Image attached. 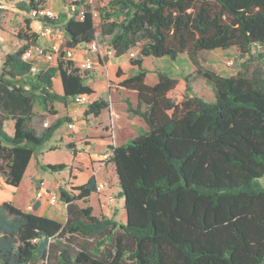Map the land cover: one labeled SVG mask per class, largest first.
Segmentation results:
<instances>
[{
    "label": "trees",
    "instance_id": "obj_1",
    "mask_svg": "<svg viewBox=\"0 0 264 264\" xmlns=\"http://www.w3.org/2000/svg\"><path fill=\"white\" fill-rule=\"evenodd\" d=\"M114 14L104 19L99 37L90 13L83 20L61 14L66 46L77 48L110 37L120 58L136 48L131 65L139 72L121 86L137 92L140 117L148 132L126 145L110 146L109 161L119 180L126 222L96 216L89 205L97 191L92 176L62 191L67 220L39 216L12 205L0 206V264H264V69L224 77L197 65L196 76L173 78L158 70V82L146 84L147 59L238 48L243 55L264 47V0H102ZM39 0L18 8L31 13ZM123 17L121 22L110 21ZM6 38L0 36V177L18 188L36 152L52 140L69 118L44 127L35 105L49 112L78 95L95 91L85 84L75 62L31 74L23 55L38 42L32 19ZM259 59L264 61V55ZM60 77L63 94L53 91ZM196 77L213 88L208 103L193 91ZM104 100L92 102L85 116L100 117ZM58 112L54 111L53 115ZM14 122L9 135L6 123ZM36 125H40L37 128ZM43 125V128H42ZM74 144L67 148L76 156ZM60 173L65 164L45 165ZM82 202L84 206L80 205Z\"/></svg>",
    "mask_w": 264,
    "mask_h": 264
},
{
    "label": "crops",
    "instance_id": "obj_2",
    "mask_svg": "<svg viewBox=\"0 0 264 264\" xmlns=\"http://www.w3.org/2000/svg\"><path fill=\"white\" fill-rule=\"evenodd\" d=\"M67 1L68 0H60V2L64 6V9H61L59 13H57L52 6L48 7V8L52 9L58 15V17L61 14L67 15ZM33 23H35V27L37 28V23L32 21V25H33ZM56 26L63 29V27L61 25H56ZM32 31L34 32L35 29H32ZM1 39H3V38L1 37ZM66 39H67V36H66ZM38 43L43 45V46H46V47H48L51 44L50 41H48V40H39ZM85 47L86 46H84V45H80L76 48L75 59H74V62L76 65H79L80 61L82 60ZM134 50H138V51H134ZM134 50H132L130 53H128V54H126L120 58H115V57L108 58L107 60L102 61L101 64L97 68H95L96 70H101V71L97 72V74H96L97 76L98 75L101 76V75L105 74L104 73L105 69H107V72H108L106 74L107 79H103L102 82L96 84L97 88H96L95 84H93L94 79L97 77L96 75H94L95 70L91 71V72H87V73L80 72L82 77H84L86 79L85 84L87 86L91 87L95 91V93L93 95L89 96L91 102H94L96 100H104V101H107L109 103L108 109L104 110L100 117L96 118L94 116H85V112L88 109V106L76 105L73 103V99H72L71 103H69L66 106L67 108L65 109V115H64L65 117H61V113L59 111H57L58 114L53 116L54 120L52 121V122H54L58 118H69V119H71V121L69 123L67 122L68 125L70 123H73L75 125V129L73 131L78 130V132H79L78 134L81 136L85 135V134L88 137L94 135L93 136L94 138H88V140H87L88 142H85L83 147L79 148L82 151L77 150V152L78 151L79 152L76 153L77 154L76 156L73 154V157H74V159H76V163H81L83 161H86L88 166H89V168H87L86 171H90L91 174L87 177L84 184H86L92 176H95L96 181H97V185L100 183H105L107 185V189L104 192V194L94 193L89 199V201H90L89 204L92 203V207L94 208V213H95L96 206L92 202V199L94 197H97V202L99 204V207L100 208L102 207L105 209V216L114 219L115 221H117L120 224H124L126 222V211L124 209V199L121 198L119 195L121 189H120L119 180H118V177H117V174L115 171V166H114V164H112L109 161V158L111 156V151H110L109 147L110 146L119 147V146L126 145L129 141H131V140L137 138L138 136L148 132V130H149L148 125L140 117L132 116L128 113V102H130L134 108H137V106H138V94H137V92H135L133 90H128V89L121 86V84L125 80L129 79L130 77L134 76L135 74H137L139 72V68L132 66L131 62H130L131 61L130 54L131 53L138 54L140 51V48L138 47ZM185 57L188 58L189 56L188 55H180L176 60H172L171 58L169 59L168 57L157 58L156 60H168L169 59V60L173 61L175 64H178V65H177V67H174L173 70L171 68H169V69L174 71V72H178L181 75V74H183V71L180 70L179 66ZM152 60H154V59L145 60L144 65H143L144 68L149 71V74L146 77V84L149 86H154L157 84L158 76H157L156 72L158 70H161L164 72V67H165V66H163V68H161L160 65H156L154 68H148L147 63L148 62L152 63L153 62ZM56 66H57V64L52 65V67H56ZM48 67H50V66L49 65H43L44 69H46ZM187 75H189V74H187ZM151 76H154V77H152V79H151ZM173 77L175 78V76H173ZM176 78H181V77L176 76ZM61 87H62V83H61ZM99 89H104V90L100 91ZM62 92H63V88H62ZM62 94H60V95H62ZM101 94L107 95V97H104ZM61 105H63V104H61ZM73 105H74V107L76 106V108H73ZM104 116L106 117V119L103 123L99 124L98 129L95 127L93 128L87 124V123H91V121H90L91 117L93 118V121H95L96 119H100ZM78 122H80L81 125L83 126V131H84L83 133H81L82 129L81 130L78 129V126H79ZM68 125H67V127H68ZM14 130H13V133H14ZM61 130H62V127L56 132V134L54 135L52 140L56 139L57 143L59 141H61V139H63L62 143L65 141H68V140H70L72 142L75 141V137L65 139L66 137L62 138L60 135H58ZM91 130L94 132H91ZM9 135H11V134H9ZM79 135H77V136H79ZM79 140H81V139H79ZM69 142H68L67 146L70 144ZM48 143H50V144L49 145L46 144L45 145L46 147L47 146H49V147L55 146V143L52 144L51 141H49ZM95 143H102V145H103V147L99 153H96V152L91 153L90 152V151H93L92 148L95 145ZM67 146H66V148H67ZM43 149L44 148H42V149H40V151L38 150L36 152V154H38V156H40V160L43 159V156L46 153H48L46 151H42ZM56 149H58V148H56ZM73 150H75V149H73ZM69 151H71V150H69ZM35 158H36V156L33 157L32 161ZM105 160H107V161H105ZM32 161L30 162L29 168L31 167ZM72 162L70 164H72ZM107 164H108V166H107L108 169L105 170ZM29 168H28V170H29ZM28 170H27V172L23 178V181H24L25 177L28 176ZM76 171L79 172V170L77 168H74V169L69 168L68 170H65V171L60 172V173H68L71 177V173L74 174V172H76ZM72 178H74V179L72 180L71 185L68 186L69 188L70 187L75 188V187H79V186L84 185V184H78L77 183V181L79 180L78 175L76 177H73V175H72ZM33 181H39L44 186V187H41L39 190H45L47 192L55 194V191H52L50 189V186L52 184L47 180V178H43V176H39L38 171L35 170V173H33L31 175V178H30L32 195H31L30 199L26 202L25 205H20V204H18V200L20 198L18 196V192L20 190L21 185L18 188L12 187V186L6 184V181L3 177H0V206L3 203H11L15 207L26 211V209H29L30 206H34V204L38 202V203H40V208L36 212V214L39 216H43V217H47V218L56 220L51 214H55L56 212H59L60 210L56 209L55 206H54L55 208L54 207L51 208L50 206H53V205H51L47 201V198H44L41 201L36 200V191H37L36 188L37 187H35V184H34L35 182H33ZM67 189L68 188L66 187V190ZM107 197H113L114 201L113 202L107 201ZM80 203H82V202H79V204ZM61 205L63 206V208L66 212V219H65V222H66V220H67L66 204L62 202ZM112 208H115L114 214L111 212ZM123 211H125V219L121 218ZM26 212H30V211H26ZM47 213H49V214H47Z\"/></svg>",
    "mask_w": 264,
    "mask_h": 264
},
{
    "label": "rangeland",
    "instance_id": "obj_3",
    "mask_svg": "<svg viewBox=\"0 0 264 264\" xmlns=\"http://www.w3.org/2000/svg\"><path fill=\"white\" fill-rule=\"evenodd\" d=\"M40 1V6H45V7H53L54 10L59 13L61 9H64L63 4L60 2V0H39ZM26 2V0H0V36L2 38L7 37L9 34L11 33H17L20 30L24 29L26 26V19H29V14L20 10L18 8V5L21 3ZM97 10L100 13L101 10H105L106 13H110V14H114L115 9H112L110 7L104 6V4L102 3V1L100 0L97 3ZM58 10V11H57ZM119 21L121 22L123 20V17L120 18H116L114 16V18H112V20L110 21ZM104 23V19H102V17L100 16V18L95 22V26L98 29V35L99 37H101L100 32H101V26ZM32 29H36L35 27V23H33V25L31 26ZM109 39L110 37H106V38H102V45L105 47L106 45H109ZM134 51H138V50H134ZM260 55H264V47H259V46H254L252 48V51L250 54L247 55H243L241 53V51H239L238 48H232L230 50H215L212 52H202L199 53L197 55H195L193 58L190 57H185L181 64H180V70L183 71V74L180 75V73L178 72H174L172 71L174 67H177L178 64H175L173 61L171 60H152L153 62H148L147 66L148 68H154L156 65H160L161 68L164 67V72H166L167 74H169L170 76H180L183 77L184 75L187 74H192L194 76H196V71H197V65L201 66L204 69H208L211 70L221 76L224 77H230V76H234L236 75L238 72L245 71V65H249L250 66V72H253L256 68H263L264 69V61L259 59ZM231 63V65H230ZM98 66H96L95 68H97ZM169 68H171L172 70H170ZM95 70V71H94ZM94 75L97 74L98 71L101 70H96L94 69ZM179 71V70H178ZM105 74L101 75V76H97L94 81L93 84H98L100 82L103 81V79H107V69H105ZM178 74V75H177ZM154 76H151V79ZM174 78V77H173ZM150 79V80H151ZM149 80V81H150ZM54 87H53V91L57 94H62V87H61V79L58 76L57 78H55L54 80ZM193 91L194 93L199 96L201 99H203L205 102L211 103L215 101V95H214V91L212 86L203 78H199L196 77L195 82H193ZM97 88V86H96ZM100 91H103L104 89H99ZM103 93V92H102ZM105 94V93H104ZM103 95V94H101ZM104 97H107V95H103ZM102 99V98H101ZM67 107L64 105H61L59 103L54 104V106H52L49 110V112H44L43 109L41 108V106L39 104L35 105V112L38 115V118L40 117H46V119L44 120L45 122H49V126L52 124V121L54 120L53 118V112L54 111H59L61 113V117H65V109ZM73 108H76V106ZM106 115V114H105ZM106 117H102L100 119H96L95 121H93V118L91 117L90 121L91 123H87L88 125H90L91 127H95L98 129L99 124L103 123L105 121ZM69 123V122H68ZM68 123L66 122L63 126H62V130L59 132L58 135H60L62 138L66 137L67 138H71V137H75V141H65L62 143L63 139H61V141H59L58 143L56 142V139L51 140V143L54 144L55 146H43L42 148H44L42 151H46L48 153H46L43 156V159L40 160V156H38V154H36V158L32 161L31 167L28 170V176L25 177L24 181L21 184L20 190L18 192V196L20 197L18 200V204L20 205H25L26 202L30 199L31 195H32V190H31V183H30V178L31 175L33 173H35V170L38 171V175L39 176H43V178H47V180L52 184L50 186V189L52 191H55V194L58 195L59 199L61 197V192L65 191L71 194L76 195L77 192H74V187H68L69 185H71V182L74 178L78 175L79 180L77 181L78 184H84L87 177L91 174L90 171H86L87 168H89L88 164L86 161H83L81 163H76V159H74L73 157V153L71 151H69L66 146L69 143H73L74 144V149L76 150V153H78L79 151H82L79 148H82L83 145L85 144V142H88V138H94L93 136H86L85 135H79L78 130H70L67 125ZM76 123V122H75ZM79 126L78 129H82L83 133V126L81 125L80 122H78ZM94 124V125H93ZM37 128H40V125H36ZM43 128V125H42ZM92 129V128H91ZM13 130H14V122L10 121L6 123V131L9 134H13ZM91 132H94L91 130ZM91 134V133H90ZM94 134V133H93ZM141 134V133H140ZM79 135V136H77ZM77 136V137H76ZM59 137V136H58ZM59 139V138H58ZM81 139V140H79ZM50 143H47V145H49ZM103 145L102 143H95V145L93 146V151H90L91 153L96 152L99 153L100 150L102 149ZM40 148V149H42ZM52 148V149H51ZM54 148V149H53ZM58 148V149H56ZM39 149V151H40ZM77 150H79L77 152ZM77 155V154H76ZM38 156V157H37ZM74 160V161H73ZM43 161V162H42ZM73 161V162H72ZM107 161V160H105ZM72 162V164H70ZM57 164H65L68 166V168L66 170H68L69 168L74 169L77 168L79 170V172H74V174L71 173V177L68 173H53L50 171H45L42 167L45 165H57ZM108 164L106 165V169H108ZM36 168V169H35ZM97 168V167H96ZM41 171V172H40ZM35 182V187H37V191L41 188L44 187L39 181H33ZM260 186L264 189V177H262L261 179L258 180ZM40 186V187H39ZM66 187L68 188L66 190ZM49 190V189H48ZM44 198L48 199V196L45 195ZM92 202L94 203V205L96 206L95 209V215L96 216H105V209L104 208H100L99 204L97 202V197H94L92 199ZM61 199L59 200L58 204L55 205L56 209L60 210L59 212H56L55 214H51L56 221L60 222V223H64L65 219H66V212L63 208V206L61 205ZM98 204V205H97ZM80 205L84 206L83 203H80ZM92 206V203L89 204ZM51 208L54 207L50 206ZM54 207V208H55ZM115 208L111 209V212L114 214ZM26 211H31L29 209H26ZM124 213V214H123ZM49 214V213H47ZM122 219H125V211L122 212Z\"/></svg>",
    "mask_w": 264,
    "mask_h": 264
},
{
    "label": "built area",
    "instance_id": "obj_4",
    "mask_svg": "<svg viewBox=\"0 0 264 264\" xmlns=\"http://www.w3.org/2000/svg\"><path fill=\"white\" fill-rule=\"evenodd\" d=\"M100 0H68L67 1V15L75 16L78 20H83L86 14L90 13L94 23L100 18V13L97 10V3ZM30 19L37 23V28L34 33L38 36L39 40H48L50 45L48 47L43 46L37 42L33 45L24 55L23 60L26 63L31 64V74L33 76L38 75L42 70L51 68L52 65H56L60 59L66 61H73L75 59L76 48H68L66 46V34L63 29L51 24L49 21L56 20L58 15L50 8L45 6H39L37 9L29 13ZM115 49L110 45H100L97 41L87 45L84 49L83 58L79 65L80 72L87 73L99 66L102 61L108 58L114 57ZM130 57H135L134 53L130 54ZM43 65H49L50 67L44 69ZM231 65V63H230ZM73 103L79 106H89L92 102L88 95H78L73 98ZM44 127H49V122L44 123ZM70 130L75 129V125L70 123L68 125ZM107 189L105 183L97 185V194H104ZM45 195L48 196L47 201L51 205H57L59 202L58 195L47 192L45 190H38L36 193V200L41 201ZM107 201L113 202V197H107ZM29 210H33V206L29 207Z\"/></svg>",
    "mask_w": 264,
    "mask_h": 264
}]
</instances>
